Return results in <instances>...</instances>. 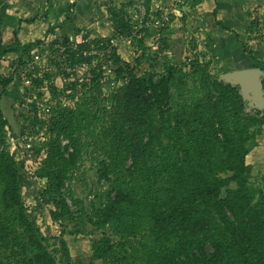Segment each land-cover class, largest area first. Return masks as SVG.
<instances>
[{"label": "trees", "instance_id": "16d2710c", "mask_svg": "<svg viewBox=\"0 0 264 264\" xmlns=\"http://www.w3.org/2000/svg\"><path fill=\"white\" fill-rule=\"evenodd\" d=\"M111 17L120 33L131 34L122 11ZM3 20L0 14V264H72L67 231L48 237L30 216L24 171L44 181L51 226L75 223L76 235L100 231L88 264H264V175L256 184L247 162L264 119L246 113L238 87L198 59L188 68L169 65L160 76L143 72L139 65L152 60L150 32L133 36L142 53L127 62L115 51L109 93L99 81L58 91L74 102L53 107L49 138L27 153L34 161L30 172L7 147L12 128L1 96L17 69L6 75V59L18 54L21 64L43 40L22 43L16 29L14 41L5 43ZM244 51L255 60L247 45ZM33 107V117L22 116L35 125L40 120ZM86 157L96 162L97 184L104 186L90 189L88 206L71 182Z\"/></svg>", "mask_w": 264, "mask_h": 264}, {"label": "rangeland", "instance_id": "374dc122", "mask_svg": "<svg viewBox=\"0 0 264 264\" xmlns=\"http://www.w3.org/2000/svg\"><path fill=\"white\" fill-rule=\"evenodd\" d=\"M27 3H29L27 0H13L12 3L1 1L0 14L4 19L3 40L5 43H11L14 41V32L16 29H18V37L23 40H21L22 43L27 41L28 37H30L33 40L43 38L45 40L44 42L50 44L56 40L57 36L63 37L67 34H79L75 31L61 34L56 31L53 33L49 32V28L53 29L55 20L48 22L42 21L38 16L39 13L36 12L34 15L35 10L30 12V14H26L28 13L25 12L28 7V5H26ZM110 9H115V7ZM23 17H27L29 19L34 18L38 20V22L34 24L36 28L31 34L29 30H23V23L26 19ZM218 19L219 18L217 14H214L211 16H204V20H199L196 15L191 19L187 18L184 21H176L170 27V30L165 32L166 35L162 49L160 51H153L151 49L152 52L148 53L152 60L150 61L144 59L139 67L143 72L154 71L158 76H160L167 73V66L169 65H183L188 68L191 61L198 59L204 64L206 62L209 63L211 73L215 76H220L222 73L237 67L240 68L257 65L264 69V2L263 4H257L255 7L251 6V8H249L248 14H245L240 22L234 21L232 23L231 20L227 18L225 19L226 24L232 28L234 27V30H237L236 36L240 35L239 41L242 43V46L240 45L239 47L241 49L238 48V46H236L237 48L233 46L235 44L234 41H236L234 34L235 32L227 31L225 29L222 30L220 25L217 23ZM85 21L86 24H88V21ZM253 21H257L255 25ZM250 26H254L253 32L248 30ZM19 33L21 34V37ZM43 33L46 36H44ZM89 35L91 34H88L87 36ZM106 37L107 36H102L101 38L105 39ZM246 45L248 48H250V50L253 51L255 60H252L244 51V46ZM38 49L41 48L39 47ZM136 49L137 48L132 41H128L126 43L121 42L117 52L123 61L134 62L135 58L142 53ZM238 54L241 56V58H243V62H240L235 58ZM244 57H247V60H244ZM17 63L18 54L9 55V58L6 59L5 62V74L9 75L12 71H14L16 69ZM19 84V81L14 80L12 85H10L1 96L2 110L12 128L11 132L8 131L6 133V143L8 148L12 147L10 141L14 136L21 132L23 127V119L20 116L22 115V112L20 111L22 109L18 108L19 103L18 98L16 97L20 92L18 87ZM102 90L103 93L107 94L110 92V86L104 84L102 85ZM78 97L79 100L82 99L81 95ZM73 102L74 100L72 99V102L70 103ZM40 134L42 137H44V139L49 138L50 135L49 131L45 130L44 128ZM16 158H19V156L16 155ZM247 162L251 163L253 167L252 180L256 184H261V179L264 175V128L252 144L250 153L247 157ZM20 164L22 167L26 168L27 165L29 168V164H25L24 161H21ZM79 165L80 166L71 182L75 197L82 199L84 204L88 206L90 200L93 199L90 189H94L95 193L101 191V189L103 190L104 186L97 184V165L92 158H84V160H82ZM21 180L24 185L23 198L30 208V213H32L30 216L38 221L44 234H46L48 237H54L60 235L63 230H66L67 232L64 234V238L66 239L71 251L72 264H88L92 254V239L98 238L101 235L100 231H95V233L92 235H76L72 233V231L76 228V224L72 222L65 224L66 226L57 224L54 228L50 225L51 223L49 222L48 216V209L51 207V203L42 194V186L44 181L42 180L37 182V180H35L33 176L27 171L22 173ZM86 229L91 228L87 226ZM54 239L55 238L50 239L51 248L54 247V245H52V243H54Z\"/></svg>", "mask_w": 264, "mask_h": 264}, {"label": "built area", "instance_id": "2783aa9c", "mask_svg": "<svg viewBox=\"0 0 264 264\" xmlns=\"http://www.w3.org/2000/svg\"><path fill=\"white\" fill-rule=\"evenodd\" d=\"M147 1L132 0L135 12L125 16L131 22L130 35L117 33L104 39L87 34H67L57 36L50 44L43 41V44L28 51L23 62L16 67L15 80L20 83L18 108L23 110H20L22 114L28 115L33 113L31 109H34L35 104L40 123L32 125L30 120L21 115L22 130L12 138V147L8 148L12 155H18L17 159L28 163L30 168L31 159L27 158V153L45 140L40 133L43 128L48 131L53 107L59 102L65 107L72 101L65 92L58 91L88 86L97 81L114 85L117 66L113 55L121 42L132 41L133 36L144 37L150 32L147 47L160 51L164 32L173 19L183 18L186 11L190 10L189 0H151L150 9L146 5ZM54 94L56 97H53ZM67 143V140H63V144ZM29 168L26 165V170L31 172Z\"/></svg>", "mask_w": 264, "mask_h": 264}, {"label": "crops", "instance_id": "0c3cea01", "mask_svg": "<svg viewBox=\"0 0 264 264\" xmlns=\"http://www.w3.org/2000/svg\"><path fill=\"white\" fill-rule=\"evenodd\" d=\"M29 3L25 12L30 14L35 10L34 15L37 13L42 21H51L55 20V25L53 29L49 28V32L53 33L54 31L61 33L66 32H80L82 34L86 33L91 34L89 36H95L101 38L102 36H115L117 33H120L117 28L113 25L112 15L116 10H120L124 14V20H126V15L133 14L135 9L133 8L132 0H27ZM2 2H10L13 0H2ZM189 11H186L183 18H174L171 25L165 30L168 32L170 27L176 21H184L187 18L191 19L193 16L197 15L199 20H204V16L207 15H216L218 20L222 21L224 25L228 28L227 31L235 32L236 41L233 46H242V43L236 36L237 30H234L228 24H226L225 19L232 21L240 22L242 17L245 14H248L249 8L251 6L255 7L257 4H263V0H189ZM147 7L150 9L152 6L151 0H148L146 3ZM115 7V9L110 8ZM194 14V15H193ZM33 15V16H34ZM192 15V16H191ZM25 22L23 23V30H29L30 34L34 32L36 28L35 23L38 22L35 19L33 22H29V18L23 17ZM58 18V19H57ZM88 24H86V21ZM217 20V21H218ZM90 21V24H89ZM66 22V23H65ZM86 24V25H85ZM221 27V26H220ZM224 30L223 27H221ZM237 29V28H236ZM22 31V30H21ZM164 34L166 35V33ZM20 37L21 34L19 33ZM44 36H46L43 33ZM20 39V38H19ZM41 40L45 41L43 38ZM40 39H31L28 37L26 42L36 41ZM165 39V38H164ZM163 39V42H164ZM238 39V40H237ZM22 40V39H20ZM23 41V40H22ZM21 41V42H22ZM163 47V46H162ZM237 48V47H236ZM241 49V48H240ZM238 61L243 62L241 56L238 54L236 57ZM244 60H247V57H244ZM235 59V60H236ZM133 64V63H132ZM238 68V67H237ZM236 69V68H235Z\"/></svg>", "mask_w": 264, "mask_h": 264}, {"label": "water", "instance_id": "95a60500", "mask_svg": "<svg viewBox=\"0 0 264 264\" xmlns=\"http://www.w3.org/2000/svg\"><path fill=\"white\" fill-rule=\"evenodd\" d=\"M225 83L239 88L246 113L259 112L264 119V69L259 66L240 67L219 76Z\"/></svg>", "mask_w": 264, "mask_h": 264}]
</instances>
